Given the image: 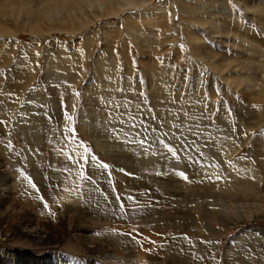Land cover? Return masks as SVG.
<instances>
[{"label": "rangeland", "instance_id": "374dc122", "mask_svg": "<svg viewBox=\"0 0 264 264\" xmlns=\"http://www.w3.org/2000/svg\"><path fill=\"white\" fill-rule=\"evenodd\" d=\"M65 1L0 0V264H262L264 1Z\"/></svg>", "mask_w": 264, "mask_h": 264}, {"label": "bare ground", "instance_id": "6f19581e", "mask_svg": "<svg viewBox=\"0 0 264 264\" xmlns=\"http://www.w3.org/2000/svg\"><path fill=\"white\" fill-rule=\"evenodd\" d=\"M87 1H89V0H87ZM91 1V0H90ZM98 1H100V0H98ZM143 1V0H142ZM250 1V0H249ZM259 1H261V0H259ZM264 0H262V2H263ZM52 2V1H51ZM83 1L82 0H72L71 2H67V0L65 1V3L64 4H62V5H53V6H51L55 11H56V14H60L61 12H68L69 13V15H70V8H73L72 6H77V5H80L81 3H82ZM96 2V1H95ZM94 2V3H95ZM101 2H103L102 0L100 1V3ZM113 2V1H112ZM123 2V3H122ZM144 2V1H143ZM214 2V1H213ZM220 2V1H219ZM256 2V1H255ZM88 3V2H87ZM106 3V2H105ZM111 3V2H110ZM122 3V4H121ZM259 3V2H258ZM91 5H92V3H90ZM102 4V3H101ZM101 4H99L98 6L99 7H102L101 6ZM117 4L118 5H121V7H124V6H129V5H133V1L132 0H120V3L117 1ZM135 4H137V3H134V5ZM246 4V7H247V3H245ZM251 4V3H250ZM257 4V3H256ZM90 5V6H91ZM97 5V4H96ZM133 5V6H134ZM139 5V4H138ZM220 5V4H219ZM94 6H95V4H94ZM104 6V5H103ZM117 6V5H116ZM93 7V6H92ZM105 7V6H104ZM111 7H113V6H111ZM120 6H118V8H119ZM120 7V8H121ZM220 7V6H219ZM255 7V6H254ZM98 8V7H97ZM96 8V9H97ZM217 8V7H216ZM256 8V7H255ZM93 9V8H92ZM218 10H219V13H222V14H224V13H226V15L227 14H229L230 15V13L231 12H229V11H223L222 9H221V7L220 8H217ZM103 10H104V8H103ZM15 11H16V13H18L19 12V15H20V10L18 9V7L15 9ZM25 11V10H24ZM55 11H54V13H55ZM95 11V10H94ZM93 11V12H94ZM206 11V10H205ZM30 12V11H29ZM72 12V11H71ZM210 12V11H209ZM213 12V11H212ZM229 12V13H228ZM63 14V13H62ZM232 14V13H231ZM252 14V13H251ZM256 14V13H255ZM18 15V14H17ZM21 16H22V14H21ZM231 16V15H230ZM255 16V15H254ZM17 16L15 15V17L14 18H16ZM244 17H246V16H244ZM251 17V16H250ZM257 17V16H256ZM18 18V17H17ZM248 18V17H247ZM250 19V18H249ZM258 19V18H257ZM256 19V20H257ZM259 20V19H258ZM73 21V20H72ZM224 24V23H223ZM260 24V23H259ZM223 25H221V27H222ZM211 28V27H210ZM213 28V27H212ZM256 31H257V29H256ZM216 32V31H215ZM222 32V31H221ZM142 33V32H141ZM242 34V33H241ZM261 35V34H260ZM258 36H259V34H258ZM244 37V36H243ZM241 38V39H245V38ZM246 41H248V40H246ZM250 44V43H249ZM206 47V46H205ZM208 50H210V49H208ZM207 50V51H208ZM217 57V56H216ZM145 60V59H144ZM213 65V64H212ZM216 66V65H215ZM219 66V65H218ZM217 66V67H218ZM219 68V67H218ZM220 70H221V67H220ZM2 82V81H1ZM3 83V82H2ZM236 85V84H235ZM5 94V93H4ZM11 95V94H10ZM9 97V96H8ZM2 98H4V97H2ZM12 98H14V97H12ZM7 100H9V99H7ZM12 100V99H11ZM10 100V101H11ZM4 101H6V100H4ZM13 101V100H12ZM14 102V101H13ZM1 103V102H0ZM10 103V102H9ZM12 104V103H11ZM11 104H10V106H11ZM2 105V104H1ZM4 105V104H3ZM11 108H12V106H11ZM10 108V109H11ZM2 109V108H1ZM13 109H14V106H13ZM5 146V145H4ZM14 150V149H13ZM13 152V151H12ZM7 155V154H6ZM6 158V157H5ZM44 158V157H43ZM45 159H46V157H45ZM7 162V161H6ZM3 165L5 166V164H4V162H3ZM2 167V166H1ZM3 177H4V175H3ZM6 184V182H5V180H3V179H1L0 178V185H5ZM3 189H5L4 187H3ZM2 197V196H1ZM237 210V209H236ZM223 212V211H222ZM264 211H262L261 210V213H263ZM220 213V212H219ZM233 214V213H232ZM216 215V214H215ZM217 215H218V213H217ZM216 215V216H217ZM222 215H225V214H222ZM220 216V215H219ZM260 216H262V215H260ZM232 216L230 215V219L231 220H233V221H235V222H237L238 220H240V215L239 216H235V217H232ZM264 217V214H263V216H262V218ZM214 218V217H213ZM247 217H245V216H242L241 217V220L242 219H246ZM261 218V217H260ZM259 218V219H260ZM224 219H226V218H224ZM264 219V218H263ZM222 220V219H221ZM216 221V220H215ZM33 224V220L31 219V217L28 215V214H26V213H23V214H21L19 217H18V219L17 220H12L11 218H8V216L6 215V217L5 216H3V215H1L0 214V235L1 236H5L6 237V239L7 240H11L12 238H16L17 236H18V234H20L21 233V231L22 230H20V228H22V227H24V226H30V225H32ZM38 226V225H37ZM79 227V226H78ZM47 230L48 232V237L50 236V238H52L51 240H53V241H55L54 239V237H58V238H60V236H61V234H62V232H63V229L61 228V227H56V226H52V225H49V227H48V229H47V226H40L39 228H36V230L35 231H38V233H36V232H34V234H33V236H32V240L37 244H39V243H42L43 242V240H46L44 237L45 236H43V235H41V232L43 231V230ZM25 230V229H24ZM30 231V230H29ZM24 233V232H23ZM82 235V234H81ZM27 236V235H26ZM73 236V235H72ZM77 236H78V234H77ZM101 236V235H100ZM82 237V236H81ZM94 238V237H93ZM75 239V238H74ZM82 239V238H81ZM102 239V238H101ZM100 239V240H101ZM95 240V239H94ZM174 242V241H173ZM44 243V242H43ZM112 244V243H111ZM256 245V244H255ZM41 246V245H40ZM39 246V247H40ZM43 246V245H42ZM260 246V245H259ZM258 246L256 245V247L255 248H257ZM261 248V247H260ZM74 250V249H73ZM93 251V250H92ZM177 251V250H176ZM255 253H256V256H258V257H260L261 259H262V257H264V250L263 249H255ZM151 252V251H150ZM180 252V251H179ZM52 254V253H51ZM173 254H175L174 253V251H173ZM177 254V253H176ZM236 255V254H235ZM234 255V252H230L229 254H228V263L229 264H236L237 263V261H238V255L237 256H235ZM61 256V255H60ZM240 256H241V254H240ZM243 258V262H244V264H248V262L245 260V258H244V255L242 256ZM62 258V257H61ZM174 260H177L176 258H173ZM241 259V260H242ZM128 260V259H127ZM240 260V261H241ZM264 260V259H263ZM257 261V260H256ZM261 261V260H260ZM128 262V261H127ZM137 262V261H136ZM131 263V262H130ZM240 263V262H239ZM254 263V262H253ZM264 263V262H263ZM262 263V264H263ZM98 264V263H97ZM249 264H252L250 261H249ZM257 264V263H256Z\"/></svg>", "mask_w": 264, "mask_h": 264}, {"label": "snow or ice", "instance_id": "6c2138e0", "mask_svg": "<svg viewBox=\"0 0 264 264\" xmlns=\"http://www.w3.org/2000/svg\"><path fill=\"white\" fill-rule=\"evenodd\" d=\"M94 159H95V158H94ZM102 167H103V168H105V169H106V168H108V166H107V165H102Z\"/></svg>", "mask_w": 264, "mask_h": 264}, {"label": "clouds", "instance_id": "9594fccd", "mask_svg": "<svg viewBox=\"0 0 264 264\" xmlns=\"http://www.w3.org/2000/svg\"><path fill=\"white\" fill-rule=\"evenodd\" d=\"M144 264H147V261H145Z\"/></svg>", "mask_w": 264, "mask_h": 264}]
</instances>
